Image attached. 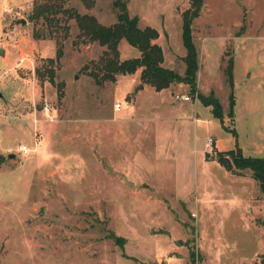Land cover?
Instances as JSON below:
<instances>
[{"label":"rangeland","instance_id":"rangeland-1","mask_svg":"<svg viewBox=\"0 0 264 264\" xmlns=\"http://www.w3.org/2000/svg\"><path fill=\"white\" fill-rule=\"evenodd\" d=\"M36 1L0 0V264H264V195L214 150L264 157V0H202L193 92L185 83L156 91L140 68L113 81L101 65L106 47L66 15H57L65 38L58 25L57 40L34 38L48 30L30 19ZM126 6L158 33L163 65L183 75L189 0ZM65 7L116 22L113 0ZM118 51L120 61L139 55L125 39ZM198 93L218 100L221 119Z\"/></svg>","mask_w":264,"mask_h":264},{"label":"trees","instance_id":"trees-1","mask_svg":"<svg viewBox=\"0 0 264 264\" xmlns=\"http://www.w3.org/2000/svg\"><path fill=\"white\" fill-rule=\"evenodd\" d=\"M67 0H37L30 14V19L37 21L42 19L48 26V30H34V38H50L57 40L58 27L63 31L62 37L67 36L66 25L59 26L62 18L58 14L66 15L67 18H73L79 28L80 35L90 41H96L105 46L102 67L108 71L107 76L115 81L114 74H132L139 68L140 78L144 83L150 84L156 91L168 88L171 84L185 83L190 87V92L195 91L196 72L198 70L197 50L192 39V22L199 15L202 8V0H189V7L182 12V41L186 54L183 57L185 71L180 75L175 70L163 65L164 56L161 47L153 42L158 37V33L152 27H139L138 18L130 16L126 6V0H113V6L117 11L116 22L111 25L101 24L95 16L91 14H80L75 10L65 7ZM59 24V25H58ZM58 25V27H56ZM121 39H125L128 44L137 48L139 55L137 57L119 60L118 44ZM61 55V48L57 50L56 57ZM53 62V60H49ZM46 74L52 82L53 72L49 69ZM110 72V73H109ZM36 76L42 80L45 73L40 68L35 69ZM226 76L231 84V60L225 69ZM199 99L205 106L211 107L214 117L221 119L222 110L218 100L210 96L205 99L198 93ZM235 102L230 100V114L233 113ZM236 136L235 130L230 131ZM216 152V159L219 164L228 172L248 170L251 178L259 186L264 195V157L246 156L242 149L236 146L233 149ZM3 156L0 154V164Z\"/></svg>","mask_w":264,"mask_h":264},{"label":"built area","instance_id":"built-area-1","mask_svg":"<svg viewBox=\"0 0 264 264\" xmlns=\"http://www.w3.org/2000/svg\"><path fill=\"white\" fill-rule=\"evenodd\" d=\"M176 97L179 98V99H181V100H183V101L189 100V97L187 95H177ZM43 109L45 110V115L48 116V111H49L48 106L47 105H44V108ZM114 109H115V111H119L121 109V104L119 102H116L114 104ZM194 120L195 121H198L197 118H195ZM204 144H205L206 150L208 152H210L211 149H212V147H213V145H214L213 138L212 137L206 138ZM19 151L20 152H23L24 154H26V153H28L29 148L26 145H20L19 146Z\"/></svg>","mask_w":264,"mask_h":264},{"label":"water","instance_id":"water-1","mask_svg":"<svg viewBox=\"0 0 264 264\" xmlns=\"http://www.w3.org/2000/svg\"><path fill=\"white\" fill-rule=\"evenodd\" d=\"M2 49H0V53H2ZM249 75V74H248ZM143 86L142 85H139L138 86V88H142ZM15 156V154L14 153H10V154H8V157H10V158H13ZM175 243L176 244H180L181 243V241L180 240H175Z\"/></svg>","mask_w":264,"mask_h":264},{"label":"crops","instance_id":"crops-1","mask_svg":"<svg viewBox=\"0 0 264 264\" xmlns=\"http://www.w3.org/2000/svg\"><path fill=\"white\" fill-rule=\"evenodd\" d=\"M161 91H162V90H161ZM161 91H159V92H161ZM178 116H181V117H182L183 115H182V114H179Z\"/></svg>","mask_w":264,"mask_h":264}]
</instances>
